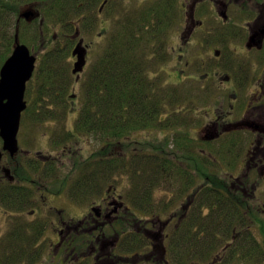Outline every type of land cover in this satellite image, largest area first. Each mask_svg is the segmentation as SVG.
I'll list each match as a JSON object with an SVG mask.
<instances>
[{"label": "trees", "instance_id": "1", "mask_svg": "<svg viewBox=\"0 0 264 264\" xmlns=\"http://www.w3.org/2000/svg\"><path fill=\"white\" fill-rule=\"evenodd\" d=\"M33 1L0 0V46L4 48L0 52V69L14 41L26 43L25 37H21V24L25 21L19 18L22 7ZM39 1L44 23L34 27L29 38L32 51L41 55L27 87L28 107L22 120L30 118L32 130L45 121L59 122L61 125L53 133L55 145L77 136L91 137L100 145L83 161L78 153L71 156V171L63 180L67 184L68 178H72L68 189L77 200L81 199L83 189L84 201L101 196L106 187L120 189L118 193L127 209L122 213L123 220L112 227L120 237L117 250L148 264H210L224 249L221 256L227 250L229 263L239 259L263 264L264 210L250 201L246 187L230 186L228 180L224 183L213 172L212 166L219 171L217 160L201 149L199 143L203 138H195L186 129V116L192 108L181 105L190 98L178 88L181 84L168 85L158 75V67L166 61L165 37L180 19L179 9L172 2L165 6L154 3L134 14L121 11L120 21L113 18L105 30L106 41L99 47L102 52H95L90 69L81 77L82 105L73 130H68L69 112L62 106L71 90L73 75L67 71L66 60L72 41L67 39L64 45L57 43L52 47L46 42L53 39H48L52 25L62 26L59 36L72 33L74 19L80 17L83 9L90 13L104 0ZM12 28L14 35L9 34ZM87 28L90 24L85 20L84 29ZM144 131L153 134L136 137ZM226 139L230 141H225L216 154L231 153L241 145L233 135ZM20 163L18 155L13 167L15 178L54 181L56 189L50 190L52 193L65 186L59 182L62 171L58 162L50 161L46 170L23 164L28 169L26 175H21ZM38 172L41 174L33 177ZM162 189L184 198L179 211H170L174 203L156 198ZM32 198L29 189L19 188L17 183L0 184V204L14 213L7 231L0 235V264H39L46 254L48 247L41 243L45 221H30L26 215H17ZM141 223L143 229L149 224L152 229L158 225L163 228L160 234L167 256L161 257L159 249L148 247L161 242L154 240L159 232L151 228L141 230ZM82 240L79 237L74 244L78 251Z\"/></svg>", "mask_w": 264, "mask_h": 264}, {"label": "flooded vegetation", "instance_id": "2", "mask_svg": "<svg viewBox=\"0 0 264 264\" xmlns=\"http://www.w3.org/2000/svg\"><path fill=\"white\" fill-rule=\"evenodd\" d=\"M109 1L111 0L103 1L98 14H102L104 7ZM118 1L120 3L127 2V0ZM141 1L149 2L150 0ZM151 1H156L155 4L158 3L160 5L161 3L164 6L172 2L173 6H176L181 12V17H183V13L186 12L187 18L185 20V31L178 35L181 43L182 41H189L191 37L195 36L197 29H201L202 26H204L205 22L197 17L198 12H211V17H214L213 19L215 20L213 25L216 24V21H219L218 19H221L220 27L225 28L226 34L223 36H225L224 40L226 41L222 40V36H218V38L215 39L219 43L220 41L228 44L236 43L237 41H235V39L238 35L233 34L234 31H236L234 28H239L246 33L245 35L242 34V36H240L241 44H244L242 49H238L240 48L238 46L237 49H234L235 52L231 50V52H228L225 57L221 50L215 49L217 63L218 61H221L222 58L225 59L224 68L227 73L223 76L222 80L228 85V90L231 92L228 90V92L226 90L224 92V99L226 98V101L229 103L227 109L225 108V104L221 102L220 108L213 109L211 114L215 119L212 122L213 125L209 124L211 129L208 131L209 133L207 137L219 139L224 136L233 135L240 140L243 138L246 139V141L248 140L247 142L249 146L244 153L246 158L239 162L241 163L239 167H246V169L248 168V171H257L261 179H264V11H262L264 8V0H186V2L182 4L183 8L180 6L179 0ZM240 2H242V4L245 2L247 6L241 8ZM35 3L39 4V0L25 4L22 7L19 19H22L28 25L35 23L41 27L44 23L39 9L41 5H33ZM201 3H205V6L200 8L199 6ZM218 5L221 6L222 10L218 9ZM27 12L29 13V16L25 17L24 13ZM230 13H233L234 15L239 14V18L237 19L239 21L246 19L245 24L233 20V18L230 17ZM76 20L78 21H74V31L72 33L61 35L63 36L61 37L59 36L60 32L55 31L54 46H56L57 43H62V45H64L67 39L72 41V47L66 60V64L69 66L67 71L76 78L77 83H80L81 77L84 76V72L89 65V52L92 50V46L86 43V40L83 37L84 21L87 20V15L84 13V9L80 17H77ZM183 22L184 20L182 23ZM55 26L56 25H54V27ZM59 28L61 30L62 26ZM210 38L212 37L210 36ZM17 41L24 44L16 39L14 41L12 53L17 45ZM84 52H86V65L81 72L74 73L76 63L79 61V54L84 56ZM34 55L37 57L38 64L40 56L38 57L35 53ZM236 57L238 59H235ZM237 61H239V63H237ZM214 70L212 77L215 79L214 81L217 82L218 78L214 73L218 72L219 68ZM220 89L223 90V88ZM222 102L224 101L222 100ZM62 152L61 155L54 157L38 153L34 158L35 163H29V160L31 159L30 154L26 151L23 152L22 149H20V145L19 152L13 157L3 150L0 152V154H2L0 162V184L5 183V181L13 184L17 183L19 188L24 190L29 189L33 195L32 200H30L28 205L26 207L24 206L23 211L18 212L17 215H52V210H56L57 215H64L65 210L54 206L53 202L58 193L60 196L66 192L72 195L68 187L66 188L65 186V192L61 189L56 193L49 192L48 195L43 194L40 196L43 189L40 185L43 181L35 179L28 180L25 179L24 176H22L23 179L21 180L15 178L13 167L16 165L12 162L15 161L17 155L21 153L23 158L21 159L22 163H20L21 165L19 167L22 170V175H26L25 170L28 169L24 168L23 164L28 163L29 167H32L35 164L40 167V164L45 165L50 161L62 163L64 156L70 151H67V147L65 146ZM7 158H10L11 166L6 165L5 159ZM24 159L29 160L27 163H24ZM44 169L46 168H42V170ZM8 171L10 172L9 174L7 173ZM245 178H247V176ZM261 179L257 181L256 186ZM238 183L240 187L246 186L244 181ZM235 184L236 183H234V185ZM256 186L253 184V187ZM96 198L92 202L95 203V205H92L89 212L87 211L86 214H84L83 210L81 215L84 216H82L78 222L61 219V222L57 223L58 242L54 246H57L59 250L56 247V250L52 251L53 262L58 261L60 264H90L92 262V264H148L147 262L143 263L138 260H133L135 259L133 258V255L128 256L117 250L120 237L118 232L116 230L114 231L112 227L113 225H117L119 220H123L124 215L121 214L127 209V205L121 194L118 193L116 189L109 188L101 196ZM81 200L84 201V189ZM39 201L42 202L44 207L43 205L42 208L40 207L41 203H39L40 206L35 205L36 203L38 204ZM27 208H30V210L25 211ZM4 209L6 210V215H13L8 208L5 207ZM45 211L47 213H45ZM162 231L163 228H159V233H156L154 238V240L161 242L150 244L148 247L155 250L159 249L161 253L160 256L165 257L167 256V253L166 246L163 244V236L160 234ZM79 237L83 238L81 244L82 248H80L81 251L76 250V245H74ZM221 252H223V254H220ZM221 252H218L215 255L210 264H231V262H228L230 259L228 260L226 256L228 251H225V256H221L224 255V249H222Z\"/></svg>", "mask_w": 264, "mask_h": 264}, {"label": "rangeland", "instance_id": "3", "mask_svg": "<svg viewBox=\"0 0 264 264\" xmlns=\"http://www.w3.org/2000/svg\"><path fill=\"white\" fill-rule=\"evenodd\" d=\"M159 1V0H158ZM169 1V0H168ZM173 1V0H172ZM192 1V0H191ZM244 1V0H243ZM156 1H149V2H144L141 0H127L125 3H120L118 0H111L110 5L105 9H103L102 14H98L102 3H99L96 7L95 10L92 12H86L85 14L87 15V20L89 21L90 28L84 29V38L86 40V43L90 44L92 46V50H90L89 54V65L88 68L86 69V72L90 69L91 64L94 60V57L96 54H100L102 52V49H99L100 46H103L102 41L105 39L106 41V33L105 30L109 28V26L113 22V18L115 21H120L122 17V12L125 11V13H130L134 14L137 13L140 10H143L147 8L149 5L154 4ZM186 2V0H179L180 6L183 8V3ZM33 5H41V2L39 1L38 3H35ZM205 3H201L199 6L204 7ZM246 7V3L240 2V7ZM181 9V7H180ZM218 9L222 10L221 6L218 5ZM261 10V9H260ZM264 11V8L262 9ZM209 12V11H208ZM197 13V17L205 22L204 26H202L201 29H197L195 36L191 37L189 41L184 42L180 41L178 38V35L185 31V25H186V18L187 14L186 12L183 13V17L180 15V19L177 18L178 20L176 23H173L172 28L170 27L169 30L167 31L165 39H167L165 51L167 53L166 55V61H164L160 67H158V75L163 79L164 82H166L168 85H176V84H181L179 85L180 90H184V96L189 97L188 101L184 100L183 104L181 105L182 107H186L188 109L192 108V112L187 115L186 117L188 118L187 121L189 123L186 125V129L195 137L198 138L199 140H202L200 138H203V142L199 143V145H202V150L208 151L206 154L210 155L213 159H216L218 162L217 167L219 168V171H217L213 166L212 170L213 172H216L219 177H221L224 180V183L230 182V186H233L232 184L236 183L235 186H239L238 182L244 181L245 187L247 189V192L249 195H251L250 201L253 203H256L259 205V207L264 210V179H261V177L258 175L257 171H248V168L242 167L240 168L239 162L243 161L246 156L245 152L248 148V140L242 139L240 140L239 143L241 145L237 146L235 149H233V152H227L224 151L223 153H218L220 149H222L224 146L223 143L226 141L227 143L230 141V139H226L227 137L229 138L230 136H225L222 139H215V138H208V131L211 129L209 124H212L214 121L215 117L212 116V111L214 108H220V102L225 104V108L227 109L229 103L226 101L227 99H224V92L225 90L227 91L229 89L228 85L224 83L222 80L223 76L227 73L225 70V59L222 58L221 61L216 60V55H215V49L221 50L223 53L224 57L227 55L228 52L234 51L235 48L237 49L238 46L242 49L244 44H241V37L242 34H246L245 32L241 31L239 28H234L236 31H234L233 34H237L238 37H236L235 41H237L234 44H228V43H223V41L220 43L217 42L215 38H218V36H222V40L225 39V28L220 27L221 25V19H218L219 21H216V24L213 25L214 23V17H211V12L209 13ZM235 12V11H234ZM179 13V12H178ZM207 14V16H206ZM205 15V16H204ZM238 15H234L233 13H230V17L233 18L236 22L244 23L246 19L239 21L237 20L239 17ZM100 17V18H99ZM77 17L74 19L76 20ZM184 22L182 23V21ZM77 21V20H76ZM91 21V22H90ZM22 27V33L21 37L26 40V44L30 49H31V44L32 40L29 38L32 33V29H35L34 27H39L37 24H31L28 25L25 23L21 24ZM216 29H215V28ZM56 28V29H55ZM214 28V29H213ZM55 29V30H54ZM55 31L61 32L60 28L58 26L52 25L51 27V32L49 33L48 39L55 38ZM224 31V32H223ZM15 29H10L9 34L14 35ZM58 33V32H57ZM214 35V36H212ZM210 36L212 38H210ZM50 38V39H51ZM51 39V41H47L49 44V47H52L54 45V41ZM226 41V40H224ZM97 48L99 49L97 51ZM4 48L2 49L0 46V52H2ZM33 50V49H31ZM38 57L41 55L40 52L38 51H33ZM97 52V53H95ZM12 53V51L9 53V55ZM8 55V56H9ZM235 59H238L237 57ZM239 63V61H237ZM221 64V66H220ZM219 68V71L214 73L218 80L215 82L214 78L212 77L213 70ZM215 71V70H214ZM213 74V75H214ZM71 86H70V94L68 96L67 102L65 103V106L63 109H65L68 113L67 115V128L68 130H73V126L75 123V120L77 119L78 116V111L82 105V84L77 83L76 78L72 76L71 78ZM29 87V85H28ZM220 88H223L221 90ZM231 92L230 90H228ZM227 91V92H228ZM223 98V99H222ZM192 100V103L190 102ZM222 100L224 102H222ZM26 101L28 102L27 96H26ZM63 115V114H62ZM24 123V125H23ZM30 123V118H27L22 120L21 123V128L19 131L18 139H19V145L20 149H22L23 152H29L30 154V160L29 159H24V163H27L29 160V163L34 162V158L36 157V154L40 153L41 155L45 156H58L61 155L63 152L64 147H67L68 154L64 156L63 162H58L59 166H61V176H60V181L62 184H64L67 187H71L72 183V178H68L67 184H65V179L66 175L70 173L71 171V161L70 158H74L75 155L80 154L82 156V161L84 157L90 156L94 151L99 149V144L91 137L88 136H77V139H73L70 142L66 143H61L60 145H55L53 143V133L55 130L59 128L61 125L59 122L53 120V121H45L42 124H39L36 128V130H32ZM213 125V124H212ZM148 134H153L151 131L147 133V131L137 134V138H143L144 136H147ZM204 141H210L209 143H205ZM227 149V148H226ZM76 154H73L72 151ZM2 151V140L0 139V152ZM117 151V150H116ZM241 153V154H240ZM237 154H240L239 156ZM20 158H23V155L20 153ZM244 155V157H243ZM18 157V155H17ZM10 158L5 159V163L7 166H11ZM15 165V161H12ZM35 163V162H34ZM231 163V164H230ZM28 166V163L26 164ZM50 165V164H49ZM46 168L48 167V164L41 165L40 168ZM45 169V170H46ZM41 172H38L37 174H33V177L35 175H40ZM232 174V175H231ZM22 175V174H21ZM247 176V178H245ZM232 181H230L229 179ZM235 178V179H234ZM263 178V177H262ZM261 179L259 184L256 186L257 181ZM240 180V181H237ZM64 181V183H63ZM247 181V182H246ZM253 184L256 187H253ZM56 182L53 181L50 183L43 182V190L40 196L43 194L48 195L50 190H55L56 189ZM60 185H58L59 187ZM65 186L61 189H65ZM62 190V191H63ZM105 192L107 191L104 189ZM120 189L118 190V192ZM65 192V190L63 191ZM56 193V192H55ZM71 193V192H70ZM96 198V197H95ZM94 197L89 198L85 201L83 200H77L75 199L72 195L69 193H63L60 194L58 193L57 196L54 198L55 201L53 202V205L60 208L64 209L65 213L64 215H57L56 210H52V215H26V218L30 221H37V220H44V234L41 238V243L45 246V248L48 250L46 251V254L42 261L39 264H60L58 261L53 262V255L51 254L52 251L56 250V247L54 246L58 242V236H57V223L61 222V219H64L65 221H73V222H78L82 216L81 215L83 210L84 214L89 212L90 207L92 205H95V203H92L95 200ZM156 198L158 200H165L166 202H172L174 203L173 205V210L170 211H179L181 208L184 198H179L178 195L173 194L171 190L168 189H162L159 190L156 193ZM94 199V200H93ZM97 199V198H96ZM41 203V206L40 204ZM35 205H38L42 208V202L39 201L38 204L36 203ZM33 207V206H32ZM44 207V205H43ZM5 207L0 204V235H3L7 231V227L9 226L10 222L13 220L12 215H6L5 213ZM177 209V210H176ZM30 210V208H27L25 211ZM50 211V210H49ZM48 211V213H49ZM5 213V214H4ZM45 213H47L45 211ZM14 214V213H12ZM68 214V215H67ZM168 214V213H167ZM123 215V214H122ZM264 218V214L261 215ZM63 217V218H62ZM150 217H144V219H149ZM158 222V221H156ZM143 223V222H142ZM141 223V230H144L147 228H151V225H147V228L143 229V224ZM159 223V222H158ZM157 223V224H158ZM159 226H155L154 229L151 228V230H154L155 232H158ZM257 229V228H256ZM256 235L259 236V239H261V236L259 235L258 229L255 231ZM58 248V247H57ZM59 250V248H58ZM73 259V258H72ZM93 263V262H92ZM90 263V264H92ZM66 264V263H64ZM231 264H250V262L244 260H239L236 262H233Z\"/></svg>", "mask_w": 264, "mask_h": 264}, {"label": "water", "instance_id": "4", "mask_svg": "<svg viewBox=\"0 0 264 264\" xmlns=\"http://www.w3.org/2000/svg\"><path fill=\"white\" fill-rule=\"evenodd\" d=\"M24 16L28 17L29 13H24ZM36 63L37 57L31 53L28 46L17 41L13 53L0 70V137L3 141V151L12 157L19 152L18 135L22 114L27 108V84L33 78ZM85 65L86 52L84 56L79 54L74 73L81 72ZM1 159L2 154L0 162Z\"/></svg>", "mask_w": 264, "mask_h": 264}, {"label": "bare ground", "instance_id": "5", "mask_svg": "<svg viewBox=\"0 0 264 264\" xmlns=\"http://www.w3.org/2000/svg\"><path fill=\"white\" fill-rule=\"evenodd\" d=\"M2 149H3V147H2Z\"/></svg>", "mask_w": 264, "mask_h": 264}]
</instances>
